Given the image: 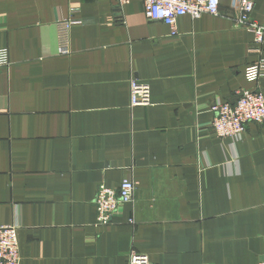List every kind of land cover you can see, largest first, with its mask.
<instances>
[{
	"label": "crops",
	"instance_id": "0c3cea01",
	"mask_svg": "<svg viewBox=\"0 0 264 264\" xmlns=\"http://www.w3.org/2000/svg\"><path fill=\"white\" fill-rule=\"evenodd\" d=\"M189 14L176 33L141 0H0V225H20L21 264H260L264 122L219 137L216 103L260 89L264 57L236 25L241 0ZM253 17L264 23V0ZM73 21L68 53L58 22ZM133 77L151 102L130 104ZM136 183L98 221L102 185Z\"/></svg>",
	"mask_w": 264,
	"mask_h": 264
},
{
	"label": "built area",
	"instance_id": "2783aa9c",
	"mask_svg": "<svg viewBox=\"0 0 264 264\" xmlns=\"http://www.w3.org/2000/svg\"><path fill=\"white\" fill-rule=\"evenodd\" d=\"M126 4L131 0H118ZM144 4L145 15L151 20H161L169 25L175 34L177 20L180 16L189 14L198 18L204 13L217 15L220 12V0H141ZM256 0H241L236 25L254 33V42L251 51L259 53L264 45V23L253 17ZM73 21L70 18L58 22L59 33L64 39L63 53H68V37ZM9 64L7 48H0V67ZM246 76L250 80H259L264 77V57L246 68ZM130 104L148 105L151 102V89L148 83L133 77L129 82ZM215 118L213 128L219 137L242 136L249 122H264V93L262 90L241 89L236 93L234 102L224 101L213 106ZM136 183L124 180L118 189L102 185L95 199L98 221L101 224L111 222L117 208L134 200ZM20 225L11 223L0 225V264H21L23 260L21 241L19 238ZM126 264H153L146 253L132 249L129 252ZM264 264V258L260 262Z\"/></svg>",
	"mask_w": 264,
	"mask_h": 264
}]
</instances>
